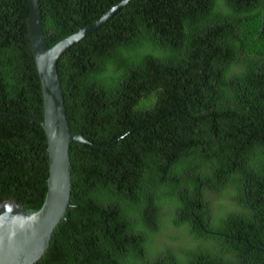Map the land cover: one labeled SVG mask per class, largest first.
<instances>
[{
    "label": "trees",
    "instance_id": "1",
    "mask_svg": "<svg viewBox=\"0 0 264 264\" xmlns=\"http://www.w3.org/2000/svg\"><path fill=\"white\" fill-rule=\"evenodd\" d=\"M38 1L52 47L122 0ZM28 10L0 0V205L35 213L49 163L17 116L44 111ZM57 71L89 143L70 145L69 206L34 264H264V0H132Z\"/></svg>",
    "mask_w": 264,
    "mask_h": 264
},
{
    "label": "water",
    "instance_id": "2",
    "mask_svg": "<svg viewBox=\"0 0 264 264\" xmlns=\"http://www.w3.org/2000/svg\"><path fill=\"white\" fill-rule=\"evenodd\" d=\"M28 4V39L43 94V118L17 114L40 124L47 139L49 174L47 193L38 212L29 213L13 201L0 205V264H34L49 246L55 228L65 219L71 196L72 142L88 144L80 134H72L66 115L57 64L60 56L73 45L96 31L132 0H122L96 22L50 47L44 37L38 0ZM94 148L101 146L93 145Z\"/></svg>",
    "mask_w": 264,
    "mask_h": 264
},
{
    "label": "rangeland",
    "instance_id": "3",
    "mask_svg": "<svg viewBox=\"0 0 264 264\" xmlns=\"http://www.w3.org/2000/svg\"><path fill=\"white\" fill-rule=\"evenodd\" d=\"M212 197H213L214 202H216L217 195H213Z\"/></svg>",
    "mask_w": 264,
    "mask_h": 264
}]
</instances>
